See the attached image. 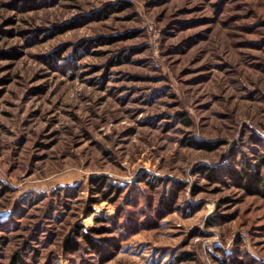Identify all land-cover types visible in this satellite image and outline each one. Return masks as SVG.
I'll list each match as a JSON object with an SVG mask.
<instances>
[{"label": "rangeland", "instance_id": "1", "mask_svg": "<svg viewBox=\"0 0 264 264\" xmlns=\"http://www.w3.org/2000/svg\"><path fill=\"white\" fill-rule=\"evenodd\" d=\"M258 167L264 0H0V264H264Z\"/></svg>", "mask_w": 264, "mask_h": 264}, {"label": "trees", "instance_id": "2", "mask_svg": "<svg viewBox=\"0 0 264 264\" xmlns=\"http://www.w3.org/2000/svg\"><path fill=\"white\" fill-rule=\"evenodd\" d=\"M211 171V170H210ZM236 178L240 182V186L249 191L252 194L264 195V175L261 173V169L256 168H244L241 172L234 171ZM66 250H76V244L69 239L65 243Z\"/></svg>", "mask_w": 264, "mask_h": 264}]
</instances>
